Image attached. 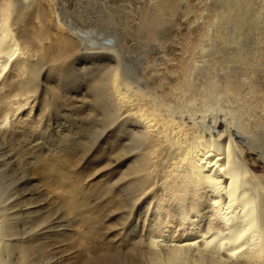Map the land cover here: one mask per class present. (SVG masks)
I'll use <instances>...</instances> for the list:
<instances>
[{
	"label": "bare ground",
	"instance_id": "obj_1",
	"mask_svg": "<svg viewBox=\"0 0 264 264\" xmlns=\"http://www.w3.org/2000/svg\"><path fill=\"white\" fill-rule=\"evenodd\" d=\"M255 1L219 2L216 19L203 24L208 32L200 28L197 35L182 36L188 40L178 57L168 54L176 47V35L161 33L172 24L177 1L154 0L155 14L144 12L136 32L146 37L150 55L163 52L158 58L162 64L140 73L128 63L132 55L126 49V31L121 34L115 28L101 36L94 29L84 30L65 18L59 0H0V129L11 123L13 111L26 109L30 94L38 93L46 65L62 63L73 48L87 44L86 59L101 57L105 62L91 81L93 99L103 110V115L95 114L119 124L110 152L121 161L131 160L120 176L118 201L111 196L107 202L123 212L132 201L147 200V211L155 215L156 233L146 242L130 243L125 254L115 246L98 248L91 258L81 254V264H264V176L252 169L264 163L262 12L256 50L243 43ZM258 1L264 10V0ZM54 16L59 33L43 44ZM231 37L235 46L227 44ZM55 65L51 63L52 72ZM16 124L23 130L34 128V122L28 123L29 130L21 117ZM48 158L41 162L47 186L65 189L62 206L82 224L91 222L83 216L89 208L86 202L72 201L83 190L79 174L72 179L54 156ZM23 206L8 202L0 207V264L46 260L45 245L36 242V235L52 218L29 221Z\"/></svg>",
	"mask_w": 264,
	"mask_h": 264
},
{
	"label": "rangeland",
	"instance_id": "obj_2",
	"mask_svg": "<svg viewBox=\"0 0 264 264\" xmlns=\"http://www.w3.org/2000/svg\"><path fill=\"white\" fill-rule=\"evenodd\" d=\"M176 1L178 9L171 15L172 24L161 33L176 35L172 37L176 39L172 44L176 47L173 53L168 54L180 57L184 50L183 45L188 40L182 36L189 33L197 35L196 30L200 28L208 32V28L203 27V24L216 19L215 5L218 6L223 0ZM59 2L63 9L66 8L65 18L84 27V30L94 29L101 36L114 31L115 28L121 34L126 31V49L132 55L128 63L136 71L142 73L150 70L152 66L161 67L162 63L158 58L163 52H154L150 55L147 52L146 37L143 33L136 32L144 12L155 14L152 4L154 0H59ZM253 10L256 11L255 14ZM261 12L263 19L264 10L261 3L256 0L252 3V14L245 23L247 34L243 43L252 52L256 50L255 37L259 36L258 27L261 25L258 22L264 21L258 19ZM57 19L54 16L49 23L50 35L45 33L43 37L48 38L58 32ZM47 38H44L43 44L45 40L49 42L50 39ZM234 40V37L229 38L227 44L235 46ZM218 43L221 45L224 41ZM89 51L87 44L82 43L78 50L73 48L69 53L71 55L66 56L65 60L62 59V63L60 60V63L53 61L46 65L40 73L38 93L30 94L26 109L20 113L13 111L10 114L12 124L0 129V137L5 134L4 138H0V186L3 191V194H0L2 199L0 207L8 202L25 205L24 212L31 216L29 221L40 219L42 221L45 220V216L52 218L40 227L41 230L36 235V242H43L45 245L42 252L46 254V260L42 264H81L79 262L81 254L91 258L98 248L109 246L112 248L115 246L119 254H125L130 252L128 249L130 243L141 240L146 242L156 233L152 226L155 215L152 211H147V200L132 201L123 212L117 211L115 206L107 202L111 196L118 201L117 194L120 195L122 190L120 176L124 172L123 168H128L131 160L121 161L118 155H111V146L115 145L112 143L116 142L120 134L119 124L107 123L103 118L100 119L97 113L95 114V111H98L103 115V110L99 111L93 99L95 91L91 81L95 77V72L103 68L102 65L99 67V64L105 62L102 63L101 57L86 59ZM51 63L52 66L56 64L55 67H58L54 73L50 70ZM2 117L3 114L0 112V119ZM20 117L25 120L28 129V123L34 122L32 131L25 130L26 127L24 130L21 129L23 127L19 128L16 120ZM74 146L75 149H72ZM66 152L70 156H67ZM49 156L50 158L54 156L57 159L56 164L58 163L61 170L67 172L72 179L76 180V174H79L77 179L80 180L81 189L83 188L85 192L81 190L79 198L72 201L79 204L82 201L86 202L87 208H90L87 212L91 211L88 214L85 212L83 216L88 215L87 218L91 221L89 224L86 222L82 224L78 216H74L73 212L70 214L62 206L61 199L67 197L65 189L54 190L47 186L46 179L44 180L45 168L42 164ZM252 169L256 174L264 176V163L252 165ZM18 207L20 206L17 205L14 209ZM167 232L163 231L162 234L167 235L169 233ZM179 234L180 232L175 233L177 236Z\"/></svg>",
	"mask_w": 264,
	"mask_h": 264
}]
</instances>
